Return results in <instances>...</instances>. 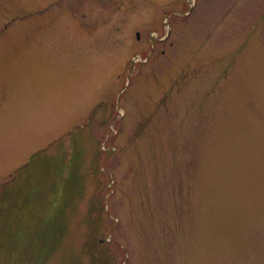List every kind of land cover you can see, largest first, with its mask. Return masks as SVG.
Here are the masks:
<instances>
[{
	"label": "rangeland",
	"instance_id": "374dc122",
	"mask_svg": "<svg viewBox=\"0 0 264 264\" xmlns=\"http://www.w3.org/2000/svg\"><path fill=\"white\" fill-rule=\"evenodd\" d=\"M0 264H264V0H0Z\"/></svg>",
	"mask_w": 264,
	"mask_h": 264
},
{
	"label": "water",
	"instance_id": "95a60500",
	"mask_svg": "<svg viewBox=\"0 0 264 264\" xmlns=\"http://www.w3.org/2000/svg\"><path fill=\"white\" fill-rule=\"evenodd\" d=\"M136 35L138 36V33H136Z\"/></svg>",
	"mask_w": 264,
	"mask_h": 264
}]
</instances>
